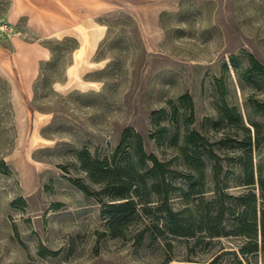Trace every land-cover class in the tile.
<instances>
[{
	"label": "rangeland",
	"instance_id": "1",
	"mask_svg": "<svg viewBox=\"0 0 264 264\" xmlns=\"http://www.w3.org/2000/svg\"><path fill=\"white\" fill-rule=\"evenodd\" d=\"M175 2L111 0L113 9L97 17L105 31L98 44H79L74 30L43 39L51 54L29 81L1 44L0 264H264L259 229L255 238L199 229L180 236L156 212L160 233L152 215L113 233L104 184L83 168L82 158H110L117 147L116 160L126 157L137 134L146 154L172 170L171 208L197 216L199 197L185 195L187 176L194 174L205 198L213 196L212 150L228 195L226 230L241 209L235 198L249 190L247 159L258 212L264 208V111L257 109L264 70L253 67L264 68V0ZM87 28L80 34L88 36ZM10 61L9 75L2 64ZM191 131L202 138L196 148L184 142ZM249 242L257 248L243 249Z\"/></svg>",
	"mask_w": 264,
	"mask_h": 264
},
{
	"label": "trees",
	"instance_id": "2",
	"mask_svg": "<svg viewBox=\"0 0 264 264\" xmlns=\"http://www.w3.org/2000/svg\"><path fill=\"white\" fill-rule=\"evenodd\" d=\"M253 67L257 70H264L259 64L254 62ZM188 98L184 95L181 99ZM259 111H264V104H257ZM231 119L240 121V116H235ZM192 119L190 114L189 121ZM129 130L125 131L128 134ZM197 141H202V138L197 132L191 131L184 136L186 144H193L197 147ZM206 145V144H205ZM208 145V144H207ZM246 144V146H248ZM119 147H117L110 158L106 157L103 160L88 161L82 158L83 168L88 172L89 177L95 182L104 184L103 190L106 192L109 201L106 202L104 213L107 215V224L113 233L117 232V226L128 224L131 221L141 218L142 216H151V224L153 228L160 233L161 228H158V219L161 216L156 212H164L165 222L164 227L168 232L180 236H192L195 229L204 230L207 236H224V235H243L250 238H255L258 229L264 235V208L257 209L256 192L251 189L254 183L252 172V160L247 159L242 165L243 181L248 185V192L242 196L235 198V206L241 207L232 220L234 226L231 230H226L222 224L225 212L228 209L225 206L224 198L228 195L224 194L220 180L222 165L220 157L212 152L207 151V155L213 160L211 165L212 181L214 184L213 196L209 199L205 198V190L199 188L196 181H193L194 174H189L187 180L189 187L185 195H196L199 200L200 212L194 216L189 212L188 208L182 210H173L170 206V194L174 187L167 181V175L172 170L166 168V163L161 162L153 154H146L143 149V143L139 135H135V143L129 151L126 152V157L116 160ZM249 151V150H248ZM248 153V152H246ZM188 159V158H187ZM199 176L203 175L197 166L193 167ZM262 185V183H261ZM203 186V184H202ZM184 192L183 188H178ZM89 193L87 190H85ZM157 198L156 204L152 198ZM185 211L188 214L182 215ZM249 250L257 248V242L251 243L243 247Z\"/></svg>",
	"mask_w": 264,
	"mask_h": 264
},
{
	"label": "crops",
	"instance_id": "3",
	"mask_svg": "<svg viewBox=\"0 0 264 264\" xmlns=\"http://www.w3.org/2000/svg\"><path fill=\"white\" fill-rule=\"evenodd\" d=\"M110 1L0 0V48H3L1 44H7L6 50L16 61V70L19 69L18 64H22L20 75L29 81L36 75L38 62L51 54L43 45V39L59 38L74 30L79 33V44H98L105 31L97 17L113 9L109 6ZM162 1L168 2L171 8L176 4V0ZM157 9L159 11L162 7ZM21 19L24 20L23 25L19 23ZM83 24L88 26V36L81 35ZM27 33L35 37L28 40L23 35ZM9 63L7 66L4 62L2 67L10 75L13 66L12 61Z\"/></svg>",
	"mask_w": 264,
	"mask_h": 264
}]
</instances>
